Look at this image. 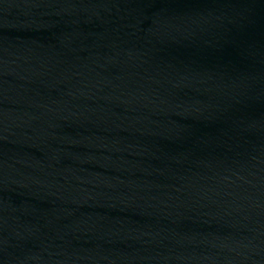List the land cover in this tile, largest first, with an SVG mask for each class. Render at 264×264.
Segmentation results:
<instances>
[{
    "label": "water",
    "instance_id": "water-1",
    "mask_svg": "<svg viewBox=\"0 0 264 264\" xmlns=\"http://www.w3.org/2000/svg\"><path fill=\"white\" fill-rule=\"evenodd\" d=\"M0 264H264V0H0Z\"/></svg>",
    "mask_w": 264,
    "mask_h": 264
}]
</instances>
